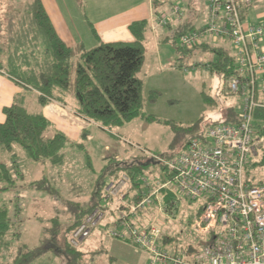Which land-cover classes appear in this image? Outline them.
Returning <instances> with one entry per match:
<instances>
[{"label":"trees","instance_id":"obj_1","mask_svg":"<svg viewBox=\"0 0 264 264\" xmlns=\"http://www.w3.org/2000/svg\"><path fill=\"white\" fill-rule=\"evenodd\" d=\"M77 1L81 5L80 1ZM152 5L155 13L162 18L166 17L175 6L173 0H152ZM162 6H167V9L161 10ZM33 7L35 21L45 35V41H41L43 50L38 49L39 45L36 47V52L31 49L27 51L24 47V51L19 50L20 57L14 60L4 51V65L0 59V72L15 80L26 91H36L41 107L57 102L68 108V101H72L75 105L72 110L76 115L102 127H120L144 117L146 107L144 81L140 79L139 73L145 61V42L150 30L147 20L131 24L130 31L134 36L132 42H100L93 49H86L84 46L72 48L57 34L42 0H35ZM246 11L247 7L243 12L245 18ZM166 27L169 35L165 40L174 42L195 29L188 22L172 24L168 22ZM224 40L231 46L219 45L212 41H206L194 48L179 46L178 50L184 56L175 66L182 67L185 58L191 59L199 50H203L205 55L211 53L215 59L208 58L207 65L210 72L223 77L226 83L225 95L235 96L230 91L229 83L239 71L231 41ZM228 48H231L232 52ZM2 49L1 46L0 58ZM15 49L18 51L17 47ZM18 60L23 63H19ZM5 66L7 69L10 67L8 71ZM157 95L160 93L151 91L147 102L155 104ZM22 99L23 96H18L10 106L2 108L4 121L0 122V154L4 155V162L0 161V264H31L48 252L62 255L65 264H94L98 253L87 259L88 255L83 250L71 246L72 234L93 211L98 208L107 209L109 203L106 201V189L123 174L128 175L131 180L130 191L133 196L129 200L136 202L139 199L137 192L140 190L137 177L145 174L139 175L134 168L156 164L158 161L153 160V163L152 157L145 161L138 157L133 161H123L118 160L116 154L106 156L104 159L107 164L98 175L90 200L76 207L73 220L66 229L67 238L64 236L60 239L62 224L60 219L55 217L50 220L52 228H43L39 244L30 247L22 242L23 220L20 218V208L18 204L11 207L12 199L6 197L14 194L20 197L18 181L24 180L21 178L24 177L20 165L21 155L24 154L35 164L48 165L61 170L67 163L68 152L76 149L84 154L88 170L94 174L96 171L84 144L86 134L81 135L79 142L71 141L65 133L56 129L43 113L29 112ZM239 108V101L238 105L225 108L221 113L222 120L215 124L238 123ZM254 129L255 137L262 143L260 145L262 149L264 148V109L255 110ZM205 130L199 123L193 126L190 137L177 154L186 148L190 140L203 137ZM263 164L264 149L261 160L253 162L252 166ZM29 187L50 195L56 193L54 184L47 177L31 182ZM202 212L203 208L200 206L196 216H200ZM160 241L162 247L170 248L173 245L174 249L178 247V240L172 234L164 232ZM194 252L195 249L188 245L187 254L192 255L191 253Z\"/></svg>","mask_w":264,"mask_h":264},{"label":"rangeland","instance_id":"obj_2","mask_svg":"<svg viewBox=\"0 0 264 264\" xmlns=\"http://www.w3.org/2000/svg\"><path fill=\"white\" fill-rule=\"evenodd\" d=\"M34 1L0 0V47L3 48L0 59L3 61V65L4 51L7 56L9 54L10 58L14 60L20 57L19 50H23L24 47L27 51L31 49L36 52V47L39 45L38 49L43 50L41 41H45V35L35 21ZM79 1L88 16L92 10L93 14L96 13L98 16L102 14V17H105L106 13H112L117 9L120 1L122 3L126 0H115V3H110L114 0H107L106 2L96 0L94 5L89 0ZM130 1L131 3L142 4L147 11L151 4L150 0ZM182 1L184 4L181 0H173V5L180 6L182 11L184 10V15H192L194 1ZM205 1L207 0H203L202 5H197L202 18H205L207 13ZM108 3L112 7H107ZM160 9L165 10L167 6H162ZM246 20L249 23L264 26V0H253V3L247 7ZM164 29L166 32L163 34L159 33L160 30L152 31V34L150 31L148 32L145 42V61L141 69V76L147 72L148 75L155 72L153 76L156 77L153 81L161 88L158 91L154 90L160 93L156 96L155 104L147 102L151 91L146 94L144 90L146 99L144 117L113 128L95 125L93 122L94 124H90L89 129L84 132L86 134L84 144L92 159L95 174L88 170L84 154L76 149L68 152L67 163L61 170L51 168L48 165L35 164L28 160L24 154L21 155L20 165L24 177H20L24 180L18 181V196L20 197H16V194L6 197L12 199L11 207L18 204L20 208V218L23 220V243L30 247L37 246L42 238L43 228H52L50 220L55 217H58L62 224L60 226V239H63L64 236L67 238L66 229L73 220L74 213L77 211L76 207L90 200L98 175L107 164L104 159L106 156L116 154V158L123 161H133L137 157L145 161L147 158L158 157L160 163L136 167L134 170L139 175H149L153 182H164L168 178V172L162 161L171 159L177 154L183 143L190 137L191 128L199 123L202 129H207L212 124L222 120V110L232 105H238V99L235 96L225 95L226 83L223 77L210 72L207 65L208 58L215 59L211 53L205 55L203 50H199L194 53L191 59L185 58L186 61L184 60L185 64L182 67L175 66L184 55L178 50L179 40L175 42L165 40L169 31H167V27ZM220 42L225 41L223 39ZM220 42L216 43L220 44ZM16 47L18 51H16ZM228 50L232 52L231 48ZM5 59L8 58L5 56ZM18 62L23 63L21 60ZM157 62L164 65L161 73L160 69L158 70ZM9 68L7 69L5 66L7 71ZM145 85L146 81L144 80V88ZM3 92L4 85L0 83V94ZM22 100L29 112L41 113L42 107L36 94L26 93ZM67 104L69 109L75 106L72 101H68ZM3 105L4 101L2 100L0 101V115H3L1 114ZM79 140L81 141V139ZM260 145L255 161H260L262 158L264 148L261 149ZM0 161L4 162V155L0 154ZM43 177L51 180L56 193L50 195L29 187L31 182ZM246 179L251 183L264 186V164L248 166ZM200 206L201 201L195 205L189 199L182 197L177 216L173 219L163 217L166 221L165 234L176 236L177 248L184 252H187L188 245L199 252L211 240L209 233H199L193 226L197 217V209ZM106 224L107 222H104L98 229L106 230ZM104 234L106 235V232ZM98 240L100 241L99 238H96V241L90 239L79 247L88 255L87 259L99 251L103 253L102 243L105 242L103 235L101 242L97 244L100 250L93 251L94 241L96 243ZM104 254L108 256L109 252ZM31 264H65V261L62 255L48 252L38 257Z\"/></svg>","mask_w":264,"mask_h":264},{"label":"built area","instance_id":"obj_3","mask_svg":"<svg viewBox=\"0 0 264 264\" xmlns=\"http://www.w3.org/2000/svg\"><path fill=\"white\" fill-rule=\"evenodd\" d=\"M252 3L208 0L205 25L179 39L183 48L219 39L231 41L239 74L230 80L229 88L240 103L239 122L211 125L203 137L190 140L177 155L162 161L168 172L166 181L137 177L136 202L129 200L131 180L123 174L106 189L107 209L93 211L72 234V247H81L107 222L106 235L145 250L148 264H264V186L246 179V169L255 161L260 145L254 113L264 109V26L249 23L243 16ZM182 15L180 6H173L170 15L157 17V24L165 27L170 17ZM182 197L195 205L201 201L203 212L193 226L211 235L192 255L174 245H160L166 226L163 217L177 216Z\"/></svg>","mask_w":264,"mask_h":264},{"label":"crops","instance_id":"obj_4","mask_svg":"<svg viewBox=\"0 0 264 264\" xmlns=\"http://www.w3.org/2000/svg\"><path fill=\"white\" fill-rule=\"evenodd\" d=\"M89 1L92 5H94L96 0ZM102 1L106 2L107 0ZM189 1H194L192 8L194 11L192 15H184L183 10L181 18L172 16L169 21L171 24L188 22L190 25L194 26L195 29L201 28L207 21L208 0L204 2L207 10L205 18H202V14L199 13V8L197 7V5H202L203 0ZM150 2V8L147 11L142 4H135L134 2L131 3L130 0H126L122 3L120 1L119 6L114 12H108L106 13L107 15L104 13L105 17H102V14L101 16H98L96 13L93 14L92 10L88 16L77 0H42L44 8L59 37L72 48L84 46L86 49H93L97 47L100 42L115 43L134 41L133 34L130 31V26L132 23L137 21L147 20L149 22L150 34H152V31L159 30V33H165L166 29L164 28L166 26L164 28H160L158 26L156 19L159 16L155 14L152 1L150 0ZM110 3H115V0ZM182 4H184V1H182ZM108 6L111 5L108 3L107 7ZM170 14L171 11L168 15ZM219 42L220 39L218 40V43ZM219 45L231 46L226 41L223 43L220 42ZM157 64L158 70L160 69V73L163 72L164 65L158 62ZM139 75L140 79L146 81L144 88L146 94L150 91H158L161 89L160 86H157L155 81H153L156 77L153 76L155 75V72L149 75L147 72L141 76L140 71ZM0 83L4 85V92L0 94V101H4L3 107L11 105L15 101L16 97L26 95V93L36 94L38 99V93L36 91H26L15 80L8 77L3 72H0ZM161 94H163V92H161ZM41 113H43V115L54 124L56 129L65 133L71 141H78L81 135L89 129V125L94 124L91 121L79 117L72 111V109L64 107L57 102H51L42 107ZM1 114L3 113L1 112ZM3 121L4 117L3 115H0V122ZM94 232L95 233L92 234L88 240L94 239L96 241V238H99L100 241L98 240L96 243L94 241L95 246L93 251L97 252L100 250L97 244L101 242L102 235L105 237V242L102 243L103 253L102 251L98 252L94 264H148V253L145 250L137 248L130 241L110 239L104 234L105 230L103 231L98 229ZM105 252H109V255L106 256L104 254Z\"/></svg>","mask_w":264,"mask_h":264},{"label":"water","instance_id":"obj_5","mask_svg":"<svg viewBox=\"0 0 264 264\" xmlns=\"http://www.w3.org/2000/svg\"><path fill=\"white\" fill-rule=\"evenodd\" d=\"M152 162H153V159H152ZM154 163V162H153ZM159 163V162H158ZM157 164V163H156Z\"/></svg>","mask_w":264,"mask_h":264}]
</instances>
